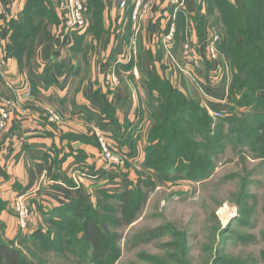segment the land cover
<instances>
[{
	"label": "rangeland",
	"instance_id": "obj_1",
	"mask_svg": "<svg viewBox=\"0 0 264 264\" xmlns=\"http://www.w3.org/2000/svg\"><path fill=\"white\" fill-rule=\"evenodd\" d=\"M84 1L88 12L90 0ZM157 3L158 7L162 5L170 7L169 0H157ZM155 5L156 3L153 8ZM153 8L151 5L143 18L149 15ZM54 10L60 18L61 28L65 27L66 23L62 24L65 22V18L61 6ZM119 11L121 12V10ZM170 18L168 15V22ZM86 19L88 26V21H91L88 14ZM216 27L220 30L224 40L223 27L220 25ZM182 37L184 46L187 36L182 35ZM159 39L160 37H158L160 45ZM191 39L193 41V36ZM231 46L234 47V42ZM162 50L167 61L172 68L174 66L176 71L175 60L177 57L172 51L170 54L163 48ZM205 61L211 66L208 60L205 59ZM219 63L224 68L220 66L219 70L213 68L210 71L208 69L203 72L206 73V75L203 74L205 76H201L198 71H195L197 74L195 79L200 84L197 89L204 91L201 88L202 85L212 86V89H216V94H221L222 97L217 99V102L211 94L209 97L204 95L202 97L200 94L199 97H192L187 95L186 90L181 91L190 100L197 102L196 107L199 109L200 118H204V113L211 118L214 123L213 127H215L213 131L220 139V150L215 151L210 145L204 144L206 142L202 138H197L194 133L192 134L194 135L191 137L192 141L198 147L203 145L200 150L202 155H207L202 161L203 167H201L208 170L206 179H189L187 174L189 172L194 174L195 169L178 174V177L174 173L157 177V173L152 167L144 165L145 150L149 147L150 133L154 128L153 120L150 117L151 110L145 108L142 109V125L137 129L136 137L133 139V145L140 151V160L137 157V150L133 149L132 145L130 148L119 146L118 137L113 132L111 135L106 134L111 149L114 150L113 153L122 160L120 164L115 163V168L109 165L106 162L108 158L103 155L98 146V159L102 163L94 181L104 182V188L112 192H119L124 186H133V189L136 190L127 205L126 214H124V207L116 202H112L108 206L109 210H114L116 213H104L103 217L110 222L109 228L114 246L111 247V252L107 254L106 258L94 260L91 253L87 252L82 255V248H77L74 244H66L65 240L72 234L80 236L78 227L80 223H77L73 228L65 227L64 224L69 216H63L61 220L64 222H61V229H54L47 224L43 216L49 210L43 211L36 208V215L32 214L31 205L29 206L28 203L30 195H26L21 201L30 210L25 229L22 228L20 216L16 211L19 196L10 206L8 214L12 218L9 216L10 218L5 221L3 212L8 209V204L0 198L1 241L8 242L19 249L32 264H264V144L258 142L262 135L261 131H258L255 126L242 122L248 116L254 115L251 111L256 110V101L264 99L259 97L260 99L251 101L249 90L241 88L235 80V76L238 74L237 68L233 66L232 61L221 49ZM138 70L141 73V69L138 68ZM110 73L116 75L120 85L112 82L113 79L111 81L108 75L105 86L107 85L106 87L110 91H115L121 86L122 81L113 66ZM108 82L110 84H107ZM191 85L195 86L196 83L191 82ZM154 88L155 98H158V86L156 85ZM261 89L264 88L261 87ZM261 91H259L260 95L264 97V90ZM241 95H245L246 98L239 103ZM248 102L251 104H247ZM20 103L19 101L17 106ZM154 104L150 99L149 105L153 106ZM213 108L219 109L222 112V117H213L210 112V109ZM13 109L11 118L15 117L16 112L19 111L18 108L14 107ZM51 110L58 119L51 118ZM46 114L49 123L53 125L63 126L66 120L53 106L46 108ZM190 115L194 117L195 114ZM221 124L225 126V131L220 130ZM262 124H264V120ZM232 127L236 129L233 139H223L219 136L220 133L226 137V132ZM92 136H94L93 130ZM221 144H223L222 148ZM209 148L213 151H210ZM211 161L212 164L208 165ZM66 170L67 176L77 189L80 188L83 181L87 180L86 183L91 181L85 166L69 165ZM49 174L50 169L45 171L44 179L47 175L49 177ZM140 181H149L151 184L149 187L137 188ZM98 196L97 191L91 190L90 199H87L96 204ZM38 230L43 231L53 246L48 244L50 245L48 247L45 242L32 238ZM60 238H63L62 244H60Z\"/></svg>",
	"mask_w": 264,
	"mask_h": 264
},
{
	"label": "crops",
	"instance_id": "obj_2",
	"mask_svg": "<svg viewBox=\"0 0 264 264\" xmlns=\"http://www.w3.org/2000/svg\"><path fill=\"white\" fill-rule=\"evenodd\" d=\"M27 1L0 0L3 38L8 21L19 18ZM103 1L106 8L103 14V33L99 37L87 33L81 46L78 42L80 37H69L65 32L62 34V29L54 26L48 36L44 30L39 32L22 69L17 59L6 54L4 76L0 69V101L12 98L21 103L6 131L0 134V198L8 204V209L3 212L4 221L11 217L8 213L17 196L30 195L28 203L32 206V214L36 215V208L50 211L73 198H88L91 190L112 192L104 188V182L94 181L102 162L98 159L99 149L92 130L95 132L101 128L110 134L113 132L119 140L127 138V147L133 146L136 129L143 122L142 109L150 108L151 105L147 78L155 72L169 80L174 88L183 92L186 90L188 96H206L197 89L200 84L195 87L184 75H178L158 43V37L168 27V6H155L140 23L139 56L134 63L141 69V73L140 78H135L132 74L133 65L127 68L118 63L119 55L125 51L134 33L131 20L133 6L130 3L127 10L121 13L117 0ZM63 2L60 0V6ZM197 15L196 2L192 0L189 16L193 26L192 36L197 44H201L208 35L209 22L205 19L200 31L196 22ZM188 24L183 20L182 35ZM177 26L173 53L184 64V40L178 42L179 21ZM202 61L198 72L205 76L204 66L208 67L209 63L205 58ZM112 66L122 81L115 91L105 86ZM7 81L16 87H31L33 96L28 99L24 91H19L18 97L15 96L6 88ZM201 88L208 96L211 94L215 102L222 98L212 86L202 85ZM48 106L55 107L66 119L63 126L49 123L46 116ZM133 149L137 150L140 160L139 149L135 146ZM74 164L85 166L91 180L87 183V180L83 181L79 189L66 173L69 165ZM48 169L49 177L47 175L44 179Z\"/></svg>",
	"mask_w": 264,
	"mask_h": 264
},
{
	"label": "trees",
	"instance_id": "obj_3",
	"mask_svg": "<svg viewBox=\"0 0 264 264\" xmlns=\"http://www.w3.org/2000/svg\"><path fill=\"white\" fill-rule=\"evenodd\" d=\"M195 2L198 11L196 22L199 30L201 31L205 19L209 22L208 29L218 25L223 27L225 35L224 40L222 38L223 43H221L220 49L229 57L233 66L237 68L236 82L240 84L241 88L249 90L251 101H254V99L256 101L257 98L264 99L260 95L261 90H264L261 89V87L264 88V0H195ZM59 6L60 0H28L19 18L8 21L6 39L3 38L6 42L5 52L17 59L21 69L25 64V59L31 53L39 32L44 30L46 36H48L51 27L60 26V18L54 10ZM89 7L88 12L86 10V17L88 14L91 21H88L87 31L77 37V39L80 37L78 42L81 46L87 33H93L96 37L103 33V14L106 4L103 0H90ZM183 20L189 22L188 25L191 24L187 19L179 18V43L184 40L181 37ZM65 23L66 20L62 24ZM59 28L62 29L63 34L65 27L61 28L60 26ZM184 35L187 36L186 32ZM232 42H234V47L231 46ZM210 68L209 64L208 67L207 65L204 66L205 71L210 70ZM156 85L158 86V98H155L154 95V86ZM147 86L150 99L155 104L150 106L152 109L150 117L153 120L154 128L150 133L149 147L145 150L146 161L144 165L152 167L156 171L157 177H164L170 173H174L178 177V174L195 169L194 174L197 176L189 172L187 174L189 179H206L208 170L206 171L201 167H203L202 161L205 160L207 155H202L200 149L203 145L200 146L201 148L198 147L191 137L195 135L197 138H202L206 142L204 144L210 145L215 151L220 150V139L217 133L213 131L215 128L213 127V121L205 113L204 118H200V115H198L199 109L196 107L197 102L190 100L184 93L174 88L169 80L161 77L156 72L147 78ZM245 98V95H241L239 103ZM247 104H251V102ZM255 104L256 110L251 111L254 115L248 116L247 119L244 115L245 120L242 122L255 126L258 131H261L262 135H260L258 142L264 144V124H262L264 120V100H257ZM193 113L195 114L194 117L190 115ZM222 125H220V130L225 131V126ZM235 132L236 129L232 127L226 132V137L220 133L219 136L223 139H233ZM193 133L194 135H192ZM117 141L120 147H127L128 145L127 138L117 139ZM222 147L223 144H221ZM209 150L213 151L210 148ZM211 164L212 161L208 163V165ZM202 170L204 171L202 172ZM139 184L137 188L149 187L151 183L140 181ZM134 189L133 186H124L119 192L100 190L97 192L99 196L96 204H93L86 197H76L44 213L43 216L47 224L57 230L62 227L61 222L64 221L61 218L63 216H69L66 224H64L65 227L73 228L76 227L77 223H80L78 226L80 236L72 234L65 240V243L82 248V255L89 252L94 260H101L106 258L107 254L111 252V247H114L109 228L110 222L103 217L104 213H116V211L108 209L110 203L116 202L124 207V214H126L128 211L127 205L130 203L134 191H136ZM32 238L45 242L48 247L50 246L48 244H51L41 230H38ZM62 241L63 238H60V244H62ZM0 264L32 263L23 252L0 239Z\"/></svg>",
	"mask_w": 264,
	"mask_h": 264
},
{
	"label": "built area",
	"instance_id": "obj_4",
	"mask_svg": "<svg viewBox=\"0 0 264 264\" xmlns=\"http://www.w3.org/2000/svg\"><path fill=\"white\" fill-rule=\"evenodd\" d=\"M191 1L192 0H169L170 2V21L168 23V27L166 28L165 32L160 35V45L164 49V51H167L170 53L172 51L173 53V47L176 41L177 37V30H178V21L180 17H183L190 20V13H191ZM130 3L133 6V12L131 15V20L134 23L133 24V31L134 33L129 39V42L126 45L125 51L119 55L118 57V63L122 67L129 68L130 65H133L132 67V74L135 78H140V72L138 70L137 65L134 63L137 61L138 53H139V45H138V33L140 31V21L143 18V16L147 13V10L152 5V8L154 4L155 6L158 5L157 0H118V7L121 12H125L130 5ZM61 9L63 11L65 20H66V26H65V33L69 37L71 36H79L83 35L87 31V19H86V10L87 6L84 0H64L63 4H61ZM3 23H2V17L0 15V69L3 70V76L5 68L7 67V61H6V52H5V41L2 37L3 32ZM192 33H193V26L190 24L188 28L186 29L187 39L186 44L183 46L182 49V58L185 61V63H181L178 58L175 60V67L176 72L184 75L188 80H191V82H195L197 85L199 84L195 77H197V74L195 71H198V69L201 67V64H203V58L208 60L211 64V70L213 68H216L219 70L220 66L223 67L219 63L220 58V46L222 43V35L218 27H211L208 30V35L204 39V41L201 44H197L194 40L192 41ZM171 54V53H170ZM224 68V67H223ZM115 72V71H114ZM225 72V71H224ZM224 76V74H223ZM109 78H111V81L114 82L117 85H120V82L115 74L111 73L109 74ZM107 84H110L108 82ZM107 86V85H106ZM6 87L8 91L16 94L15 96L18 97L19 91H24V96L30 99L33 94V90L31 87L24 85L21 87H16L13 83L7 81ZM108 88V87H107ZM203 92L204 95L209 97L205 91ZM0 133L6 129L8 126L9 120L11 118L12 112H14V107L17 108V103H19V100H14L12 98L5 99L0 101ZM210 112L212 116L216 118L222 117V112L217 109L213 108L210 109ZM51 118L57 117L55 113L51 110L50 111ZM111 135L107 130L103 129H96L94 132L95 139L97 141L98 146L101 148L102 153L106 159V162L109 165H112L114 167L115 163L120 164L122 162L121 158L113 153L114 150L111 149V146L108 142L107 134ZM124 163V162H123ZM115 168V167H114ZM97 176H95L96 178ZM25 198V196H20L17 203V214L20 216L21 225L22 228H26V220L28 221V218L30 216V210L29 208L24 205L21 201Z\"/></svg>",
	"mask_w": 264,
	"mask_h": 264
}]
</instances>
